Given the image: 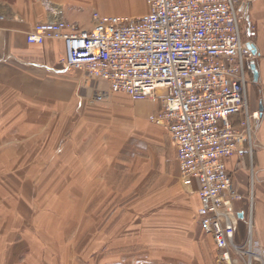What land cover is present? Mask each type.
<instances>
[{
	"label": "rangeland",
	"instance_id": "1",
	"mask_svg": "<svg viewBox=\"0 0 264 264\" xmlns=\"http://www.w3.org/2000/svg\"><path fill=\"white\" fill-rule=\"evenodd\" d=\"M0 88V264H218L169 136L49 119Z\"/></svg>",
	"mask_w": 264,
	"mask_h": 264
},
{
	"label": "built area",
	"instance_id": "2",
	"mask_svg": "<svg viewBox=\"0 0 264 264\" xmlns=\"http://www.w3.org/2000/svg\"><path fill=\"white\" fill-rule=\"evenodd\" d=\"M250 1L146 0L147 11L138 16L94 11L91 29L57 20L34 25L26 37L32 44L62 40L59 64L106 82L109 92L161 98L150 121L166 126L177 146L182 184H197L198 221L214 240L218 264H264L253 236V181L243 194L228 169L233 156L253 154L262 123L249 99L257 58L245 36ZM245 199L249 217L240 243L236 203Z\"/></svg>",
	"mask_w": 264,
	"mask_h": 264
},
{
	"label": "crops",
	"instance_id": "3",
	"mask_svg": "<svg viewBox=\"0 0 264 264\" xmlns=\"http://www.w3.org/2000/svg\"><path fill=\"white\" fill-rule=\"evenodd\" d=\"M94 11L104 15L138 16L147 11V4L146 0H0V88L4 89L5 95L8 94V103H20L25 99L27 103L47 106L43 110L49 114V119L70 113L98 126H112L117 120L127 127L138 126L150 129L151 134L167 137L166 126L150 121V116L162 109L159 96L135 100L123 92H109L106 82L90 78L84 70L64 69L59 64L65 54L62 40L47 39L43 44L27 41L28 32L38 23L65 20L80 30L91 29ZM243 15L246 40L257 50L255 64L259 73L258 82L254 81L252 73L249 99L253 107H263L262 123L253 154L244 148L243 156L235 155L228 160V169L243 194L249 193L253 181V236L261 242L264 256V0H251ZM103 91L107 92L106 97L98 102L96 97ZM172 144L180 183L197 195L199 209L197 184L192 188L182 184L178 150ZM236 209L240 217L236 241L243 243L246 240L249 201L237 202ZM211 239L217 261L218 252L212 236Z\"/></svg>",
	"mask_w": 264,
	"mask_h": 264
},
{
	"label": "water",
	"instance_id": "4",
	"mask_svg": "<svg viewBox=\"0 0 264 264\" xmlns=\"http://www.w3.org/2000/svg\"><path fill=\"white\" fill-rule=\"evenodd\" d=\"M249 47L252 48L253 51H254L255 53H257L256 47H255L253 44H250ZM252 69H253V74H254V81H255V82H258V79H259V73H258V70H257V68H256V64H255V63H253V65H252ZM260 109H261V111H262L263 107L261 106Z\"/></svg>",
	"mask_w": 264,
	"mask_h": 264
}]
</instances>
